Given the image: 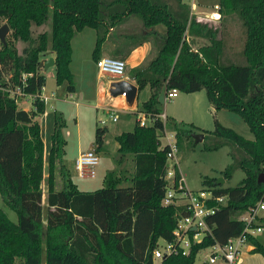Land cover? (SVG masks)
<instances>
[{
  "label": "trees",
  "instance_id": "1",
  "mask_svg": "<svg viewBox=\"0 0 264 264\" xmlns=\"http://www.w3.org/2000/svg\"><path fill=\"white\" fill-rule=\"evenodd\" d=\"M176 2L173 8L167 0H0V18L13 39L25 42L20 52L9 39L0 42V196L16 214L12 221L0 208V264H41L42 258L43 264H151L156 241L172 238L184 210L182 204L162 203L168 145L159 144L158 138L170 124L177 147L181 135L190 136L191 131L165 114L160 116L159 96L162 93L164 98L172 87L180 92L203 89L213 111H236L253 137L245 138L213 117L211 134L218 139L207 147L229 144L243 153L240 157L231 153L232 162L220 171L221 177L229 178L236 167L244 175L233 186L216 183L213 176L201 178L202 185L226 196V204L206 217L210 233L191 243L188 254H171L163 264H193L199 248L240 232L244 223L238 215L264 198V184L256 180L258 172L264 171V0H218L217 19L191 13L189 4ZM232 14L243 27L242 63L220 59L222 42L216 32ZM128 16H136L143 27L135 43L150 39L155 48L152 56L128 73L138 91L148 86L141 107L151 120L140 125L136 114L131 129L115 134L117 155L105 172L104 184L80 190L61 161L65 140L59 113L53 114L50 143L44 151L34 118L45 108L39 98L45 76L37 65L47 51L52 53L56 84L65 82L66 91L72 92L71 38L84 26L94 28L91 58L95 60L109 27ZM46 22L48 31L31 34L32 24ZM158 24L163 25L162 33L155 28ZM188 36L204 37L207 42L194 48ZM15 86L21 96L31 97L29 110L18 106L11 95ZM105 132L106 126L95 128L96 151ZM44 154L45 220L40 185ZM127 154L132 161L128 174ZM173 167L177 179L179 171ZM55 170L60 175L58 186ZM258 221L264 226V217ZM247 238L251 249L264 258V245L255 235Z\"/></svg>",
  "mask_w": 264,
  "mask_h": 264
},
{
  "label": "rangeland",
  "instance_id": "2",
  "mask_svg": "<svg viewBox=\"0 0 264 264\" xmlns=\"http://www.w3.org/2000/svg\"><path fill=\"white\" fill-rule=\"evenodd\" d=\"M181 1L185 4L191 5V0ZM194 2L197 6L196 11L202 14L208 13L213 9L214 4H218V0H194ZM170 5L173 8H176V0H170ZM3 23H5V21L0 18V25ZM125 23L127 30L125 29L122 31L129 32L130 34H127L132 35L131 37L135 35L136 38L137 35L143 33V27L136 16H128ZM160 26L161 24L156 25L158 28H160ZM41 30H49L48 22L41 26L32 24L31 34L33 36ZM122 31H118L114 27L109 35L110 39L113 38L116 32ZM95 37V29L90 26H84L75 33V36L73 37L75 48L73 63L72 38L70 40L71 59L69 62V70L72 73L74 85L71 97H64L66 92L65 82L56 85L53 75L54 69L51 66L46 70L47 76L44 85L41 88V92L43 91L46 94H49L51 90L55 92L52 100H46L47 111H49V116L51 114V118L53 117V113H59L62 117V134L65 143L61 154V161L68 172L70 181L80 190H93L104 184L105 172L113 167V161L117 155V142L114 139V135L120 130L131 129L136 114H138L139 111H143L141 102L147 98L149 92L148 86L141 88L134 99L132 109L129 107L124 108L122 100L120 99L121 97L118 95L116 96L119 99L111 101L105 108L102 107L101 104L105 98L101 95L97 97L96 93L100 90L107 77L98 78L97 68L94 60L91 58V51ZM216 37L220 38L222 42L220 59L223 63H242L244 61L241 54L244 38L243 27L235 15L232 14L227 17L224 27H219V30L216 32ZM188 38L191 41V46L194 48L207 42L204 37L188 36ZM8 39L14 43L18 52H20L21 47L25 44V42L21 40L13 39L10 29H8V32L5 34V40ZM114 39L116 40L115 37ZM125 41L127 42L129 40ZM118 42L108 45L109 49L106 55L121 57V55L113 52L112 49L113 47H120ZM102 45L106 46V43ZM78 51L80 56H76ZM48 52L49 51L46 53ZM148 52L149 50L146 52V55ZM154 52L155 48L152 45L149 57L152 56ZM72 69H74V72H72ZM127 71L129 73V69L125 66L124 73ZM48 73L50 75H48ZM72 99H74L76 103H74ZM30 101L31 97L27 95L19 96L17 98V104L21 107L29 106L28 104ZM96 103L97 106L94 105ZM158 108L161 112L164 111L168 114V117H170L171 120L180 122L184 127L187 126V128L191 129L190 136H186L185 134L181 135L175 151L177 167L188 188L197 189L204 187L205 185L201 184V178L203 176H221L220 171L223 167L232 162L231 153L235 157H240L243 154L235 146L229 144H222L221 146L214 148L207 147L218 139L211 134L213 117H216L222 125L232 128L245 138L251 139L253 137V134L236 111L225 108L213 111L203 89L193 92L178 91L177 96L173 97L171 100H164L162 94L159 97ZM111 111L112 114L117 116L116 120H111L109 117L108 112ZM41 114H39L40 117L42 116ZM102 119L103 121L101 122ZM190 120H192L194 124L191 123L192 125H186V123H190L188 122ZM97 126H106V132L104 134L101 148L97 151L98 163L95 167V174L92 177H79L73 169V159L78 149L94 147V131ZM170 132H173L175 135V130L172 129V126L170 124L167 126L165 125L162 135L158 138L159 144L162 145L165 143L166 135ZM193 132H201L205 136L202 137L201 140L195 142L191 136V133ZM173 138L175 139V137ZM45 143L46 144L43 145L44 151L49 147V136L46 138ZM126 157V174H128L132 169V161H130V154H127ZM173 160L174 158L168 160V163H171ZM45 166L46 159L44 154V174L43 179L40 182L42 192H45ZM243 175V171L239 167H236L231 172L230 177L224 179L221 183L224 186H233L243 177ZM53 177L55 185L58 186L60 184V175L57 170L54 171ZM121 182L125 183L126 180L122 178ZM0 208L5 212L9 219L16 221L14 210L6 205L1 196ZM262 214H264V208L258 210V216L262 217ZM157 243L160 245L162 240L158 239ZM203 252L204 250L196 252L193 264L199 263ZM41 264H43V261H41Z\"/></svg>",
  "mask_w": 264,
  "mask_h": 264
},
{
  "label": "built area",
  "instance_id": "3",
  "mask_svg": "<svg viewBox=\"0 0 264 264\" xmlns=\"http://www.w3.org/2000/svg\"><path fill=\"white\" fill-rule=\"evenodd\" d=\"M194 4V0H191V5L189 6L194 7ZM218 16V4H214L213 9L209 11L208 17L217 19ZM94 63L97 68V74L100 77H107L110 80L124 78L126 64L123 58L100 55L94 60ZM177 93L178 90L174 87L167 89L164 92V100H171ZM120 94L124 96L123 92ZM11 95H14L16 99L21 96L18 86L14 87ZM39 98L45 100L46 96L40 91ZM160 116L163 118L164 114L161 113ZM109 117L112 120L116 119V115L112 114V112H109ZM137 120L140 125H145L151 119L144 112L139 111ZM173 137V132L166 135L165 143L168 145L164 175L166 189L162 203L182 204L184 210L177 217V223L172 229V238L170 240L159 238L162 240L160 245L156 241L151 251V264H163V259L171 254H188L191 243L199 241L205 234L210 233V225L206 221V217L214 214L219 205L226 202V196L224 194H215L211 186L205 185L204 187L192 189L185 185L180 172L179 177L175 178L173 165L177 167V160L175 159L177 147ZM173 158L174 160L168 163V160ZM97 163V151L94 147H91L77 152L73 159V169L79 177H92L95 174ZM263 208L264 198H260L253 208L240 213L238 218L244 223L240 232L228 236L223 242L214 240L212 243L199 248L196 252L204 250L199 262L201 264H234L242 248L249 242L247 235H256L261 231L260 222L258 221V210ZM192 226L193 228H191Z\"/></svg>",
  "mask_w": 264,
  "mask_h": 264
},
{
  "label": "crops",
  "instance_id": "4",
  "mask_svg": "<svg viewBox=\"0 0 264 264\" xmlns=\"http://www.w3.org/2000/svg\"><path fill=\"white\" fill-rule=\"evenodd\" d=\"M167 1L170 4V0H167ZM189 9H190L191 13H195L197 15L209 18L208 17L209 12L202 14V13L196 11L197 10L196 4H194V7L189 6ZM126 21H127V17L125 19H123L122 21H120L119 23L114 24L111 27H109L107 35H106V39L103 42V44L106 43V46L102 45L101 51H100V55H106V53L108 52V49H109L108 45H111L114 42L116 43V42L120 41V42H118L120 44V47L119 48L113 47L112 49H113V52H115L116 54L121 55V57L125 61V64H126L127 68L129 69V68H131L133 66H136V65L144 62V60L149 58L150 50L152 48V44H151L150 39L143 40L140 43H135V41H134L135 40V35H133V37H131L132 35H128V34H130L129 32L122 31V30H125L127 28L126 23H125ZM114 27L118 31H122V32H116L114 34L113 38L110 39L109 35L111 33V30L114 29ZM155 28H156V30L159 33L163 32V25H161L160 28L155 26ZM74 36H75V34H74ZM73 37H72V63H73L74 55H75L74 54L75 48H74ZM114 37L116 38V40L114 39ZM124 39L125 40H129V41L126 42ZM123 40H124V42H123ZM148 50H149V52L146 55V52ZM48 56H52L53 57V54L52 53H45L41 58H47ZM76 56H80L79 55V51H78V53H76ZM76 61H78V60H76ZM50 66L53 67V69H54V65H50ZM48 67H46V68L39 67V71L44 74L45 78L47 76L46 75L47 74L46 70L48 69ZM72 72H74V69H72ZM48 75H50V74L48 73ZM53 75H54V72H53ZM98 78H100V76ZM124 79L129 80V81L134 83V81L129 77L128 71L126 73H124ZM110 81L111 80L107 78L105 80V82L102 84L100 90L96 93L97 97H99L101 95V96H104V98H105L104 101L101 104L103 108H105L111 101L119 99V98H117L116 95H110L108 93L107 89H108V84H109ZM56 85H58V84H56ZM137 93H138V90L136 91V95H137ZM43 94L46 96V98L44 100V103H45L44 112L41 114L42 115L41 117L38 114V115H35L34 118L39 122L40 134H41V138H42L43 145H44V144H46L45 143L46 138H48V136H50V133L52 131V120H53V117L51 118V114L49 116V111H47L46 100L47 99L52 100L55 92L53 90H51L49 92V94H46L44 92H43ZM117 95L121 97L120 99L122 100V105H123L124 108L129 107L130 109H132L134 102L132 103L131 106H127L126 103L124 102V96H122L121 94H117ZM160 95H162V93ZM71 96H72L71 92H67L66 91L65 94H64L65 98L71 97ZM72 100H73L74 103H76V101L74 99H72ZM30 102L28 104L29 106H23L22 108H24L26 110H29L31 108V103ZM94 105L97 106V103L94 104ZM162 112H163V114L168 116V114H166L164 111H162ZM116 119H117V116H116ZM188 122L194 124L192 120H190ZM119 132H117V133H119ZM80 150H84V149H78L76 151V154ZM130 161H131V158H130ZM178 171H179V169H178ZM44 199H45V192H42V218H43V220H45V216H46V204H45V200ZM262 217H264V214H262ZM259 224L261 226V231H259L255 236L257 237L259 242H261L264 245V226L261 223H259ZM251 248H252L251 242H247V244L242 248L241 252L239 253V256H238V258H237V260H236V262L234 264H264L263 256L259 252L253 251ZM42 261H43V258H42ZM198 264H201V262H199Z\"/></svg>",
  "mask_w": 264,
  "mask_h": 264
},
{
  "label": "water",
  "instance_id": "5",
  "mask_svg": "<svg viewBox=\"0 0 264 264\" xmlns=\"http://www.w3.org/2000/svg\"><path fill=\"white\" fill-rule=\"evenodd\" d=\"M8 29L9 28L6 23L0 25V42L2 44L5 43V34L8 32ZM50 65H53L52 56H48L47 58H40L37 67L46 68ZM107 90L110 95H117L123 92L124 102L126 103L127 106H131L136 96L137 87L135 83L123 78L119 80H111L108 84ZM191 136L196 142L202 139L203 134L201 132L198 133L193 132L191 133ZM256 180L264 184V171L258 172L256 176ZM222 181L223 178L221 176L216 177V183H221ZM223 204L225 205L226 202H224ZM191 228H193V226Z\"/></svg>",
  "mask_w": 264,
  "mask_h": 264
}]
</instances>
